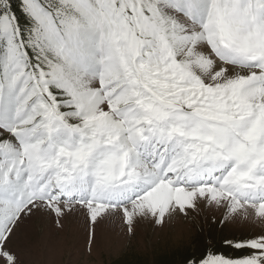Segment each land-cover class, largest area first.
Here are the masks:
<instances>
[{
  "label": "snow or ice",
  "instance_id": "6c2138e0",
  "mask_svg": "<svg viewBox=\"0 0 264 264\" xmlns=\"http://www.w3.org/2000/svg\"><path fill=\"white\" fill-rule=\"evenodd\" d=\"M202 211L240 233L179 264H264V0H0V264Z\"/></svg>",
  "mask_w": 264,
  "mask_h": 264
},
{
  "label": "rangeland",
  "instance_id": "374dc122",
  "mask_svg": "<svg viewBox=\"0 0 264 264\" xmlns=\"http://www.w3.org/2000/svg\"><path fill=\"white\" fill-rule=\"evenodd\" d=\"M209 216L202 211L188 219H174L163 228L141 222L131 234L119 218H109L96 226L91 252L82 215H70L63 231L37 219L21 234L19 243L24 264H119L130 259L159 264L162 258L185 253L191 243V249L210 242L221 246L223 237L239 235L238 226L223 228L210 223Z\"/></svg>",
  "mask_w": 264,
  "mask_h": 264
},
{
  "label": "trees",
  "instance_id": "16d2710c",
  "mask_svg": "<svg viewBox=\"0 0 264 264\" xmlns=\"http://www.w3.org/2000/svg\"><path fill=\"white\" fill-rule=\"evenodd\" d=\"M198 241L199 240L197 239V242ZM191 246H192V243H191L190 247H188V249L185 253H187L189 250H191ZM185 253L171 255L168 258L167 257L162 258V259H160L159 264H179V262L181 261V259L183 258V255ZM119 264H147V263L145 261H143L142 259H139V260L130 259L128 262H119Z\"/></svg>",
  "mask_w": 264,
  "mask_h": 264
}]
</instances>
